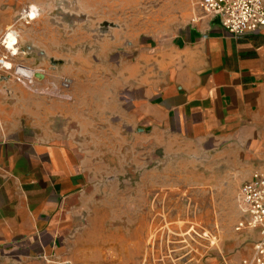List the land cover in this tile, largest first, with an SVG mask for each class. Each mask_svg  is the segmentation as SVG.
Wrapping results in <instances>:
<instances>
[{"label": "crops", "instance_id": "crops-1", "mask_svg": "<svg viewBox=\"0 0 264 264\" xmlns=\"http://www.w3.org/2000/svg\"><path fill=\"white\" fill-rule=\"evenodd\" d=\"M107 57L92 83L60 89L34 78L31 85L3 88L0 264L76 261L100 246L123 248L143 264L152 229L163 233L157 245L169 244V224L159 225L150 207L108 206L123 194L112 191L120 180L115 168L132 152L220 153L253 160L252 168L264 171V27L230 34L219 16L199 8L174 33L141 35ZM248 168L212 174L237 186L251 179ZM239 187L231 213L218 204L220 243L199 264H243L253 253L258 230L235 229L242 217ZM110 216L119 232L113 241ZM176 254L192 264L186 247L162 249L160 260Z\"/></svg>", "mask_w": 264, "mask_h": 264}, {"label": "rangeland", "instance_id": "rangeland-1", "mask_svg": "<svg viewBox=\"0 0 264 264\" xmlns=\"http://www.w3.org/2000/svg\"><path fill=\"white\" fill-rule=\"evenodd\" d=\"M198 2L0 0V54L8 53L14 62L12 69L0 70V103L8 96L3 88L31 85L36 83L34 78L39 83L58 84L60 89L61 84L69 87L78 80L92 83L99 78V67L107 63L109 53L124 48L141 35L171 34L181 29L197 14ZM32 6L38 16L24 17L25 10ZM14 30L19 40L16 54L5 43L7 34ZM62 91L55 93L61 95ZM253 162L244 157L227 160L220 153L161 158L158 152L154 156L145 151H138L137 155L132 152L124 166L115 168V176H120V180L112 191L123 192L122 197L109 200L108 206L110 209L150 207L159 225L169 224V244L157 245L163 233L152 229L143 264H183L178 254L171 256L170 262L160 259L162 249L170 253L184 247L191 252L192 264H199L206 252L220 243L218 204L231 213L235 190L249 179L235 186L212 172L239 168L246 173L249 165L252 177ZM113 218L116 216H110L112 241L119 237ZM205 232L209 237L204 236ZM127 233L133 236L134 231ZM125 251L118 246H100L86 249L76 261H70L72 264H136L135 257Z\"/></svg>", "mask_w": 264, "mask_h": 264}, {"label": "built area", "instance_id": "built-area-1", "mask_svg": "<svg viewBox=\"0 0 264 264\" xmlns=\"http://www.w3.org/2000/svg\"><path fill=\"white\" fill-rule=\"evenodd\" d=\"M199 8L208 16H219L222 25L230 34L240 35L264 27V0H199ZM30 7L24 17L34 19ZM36 10V9H35ZM17 36L16 30L13 31ZM14 67L10 55L0 54V70ZM237 203L242 217L235 228L258 230L254 251L242 259L243 264H264V171L255 169L251 179L242 183L238 190ZM204 236L209 235L205 232ZM51 264H72L70 260L51 261Z\"/></svg>", "mask_w": 264, "mask_h": 264}, {"label": "bare ground", "instance_id": "bare-ground-1", "mask_svg": "<svg viewBox=\"0 0 264 264\" xmlns=\"http://www.w3.org/2000/svg\"><path fill=\"white\" fill-rule=\"evenodd\" d=\"M30 13H31V15L33 17H37L38 16V15L36 16L35 9H33ZM5 43L7 44L6 48L14 49V50L18 49L17 48V44H19V40L17 39L16 35H14L13 32H10V33L7 34ZM16 53H17L16 51L12 52V54H16Z\"/></svg>", "mask_w": 264, "mask_h": 264}]
</instances>
